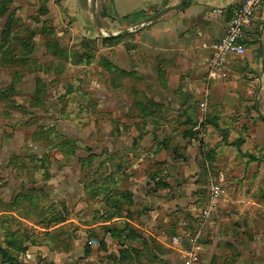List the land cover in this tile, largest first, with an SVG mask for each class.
Wrapping results in <instances>:
<instances>
[{
    "label": "rangeland",
    "instance_id": "rangeland-1",
    "mask_svg": "<svg viewBox=\"0 0 264 264\" xmlns=\"http://www.w3.org/2000/svg\"><path fill=\"white\" fill-rule=\"evenodd\" d=\"M46 8L43 0H0V245L11 236L26 244L19 254L11 247L18 256L15 264H25L26 251L43 246L52 254H67L79 245L94 258L85 260L86 256L80 264H133L153 253L166 254L168 246L159 241L150 245L127 224L120 228L97 226L99 231L85 228L87 235L77 231L85 224L107 219L116 203L121 204L118 216L129 215L132 193L128 178L133 176L135 163L143 159L137 171L147 177L149 191L162 184L166 187L172 163L187 162L195 154L198 161L215 158L201 146L206 125H218L221 131L225 127L208 116L199 117L201 105L187 119L167 117L173 107L159 81L168 79L169 72L160 73V77L152 68L134 69L131 60V68L122 65L121 50L132 55L136 43L130 37L139 29L116 35L114 40L107 39L114 35L104 28L98 39L71 40L58 35L52 20L45 18ZM109 22L104 21L106 28L118 27ZM261 27L255 32V44ZM48 28L53 29L52 37L45 34ZM119 45L121 49L116 48ZM255 115L260 119L258 112ZM188 146H193V153L187 154ZM236 155L231 150L228 157L239 159ZM198 169L195 215L183 225L189 230L183 236L189 238L201 232L200 219L206 201L211 200L210 188L221 184L218 168L209 171L199 163ZM242 171L240 167L235 176ZM225 178L230 189L234 188L232 174ZM254 186L253 182L244 183L237 189L248 191ZM263 186H256L258 197L264 195ZM61 191L68 193L66 199ZM78 193L74 205L73 196ZM258 217L254 223L259 234L264 232V217ZM106 227L115 231L125 228L126 239L118 256L105 254L110 234ZM172 237L168 234L170 246ZM207 237L203 228L199 238L206 241ZM115 238L119 240L120 235ZM90 240H96L97 245L91 246ZM252 257L264 262L262 253ZM34 261L56 264L44 253ZM66 261L59 263L73 264ZM0 264L10 263L0 254Z\"/></svg>",
    "mask_w": 264,
    "mask_h": 264
},
{
    "label": "crops",
    "instance_id": "crops-1",
    "mask_svg": "<svg viewBox=\"0 0 264 264\" xmlns=\"http://www.w3.org/2000/svg\"><path fill=\"white\" fill-rule=\"evenodd\" d=\"M43 1L48 9L45 18L52 20V25L58 28L56 31L59 36L65 34L71 40H94L104 34V29L118 33L155 11L179 5L182 0H96L98 21L93 15L92 0ZM241 1L187 0L182 7L170 9L145 24L134 37H130L136 43V49L132 55L121 50L124 54V67L131 68L129 64L132 61L136 70L152 68L155 73L159 71V76L160 73L163 75L165 71L169 72L168 79L159 81L166 87L169 104L173 107L167 117L187 119L193 116L194 109H199L205 103V108L201 109L198 116H208L217 121L221 128L225 127V130L207 124L201 146L215 158L212 161H198L200 159L195 154L187 162L178 160L172 163L166 179L169 185L166 187L149 191L147 177L137 171L142 168L140 164L143 159L135 163L132 166L133 176L128 178V189L132 193V203L127 209L129 215L99 219L88 226L85 224L77 231L78 234L87 235L88 230H96L101 225L120 228L119 225L127 224L129 229L145 237L150 245L159 241L170 250L163 255L153 253L146 259L142 257V261L133 264H186V259L176 251L172 243L171 246L168 243V234L174 236L176 231H181L179 234L183 235L189 231L183 225L195 215V196L200 186L198 164L202 163L209 171L212 167L220 170V186L224 193L213 199L211 204L206 201L205 210L209 211V215L203 228L208 231V237L204 242V253L196 264H264L252 257L256 253L264 254V232L256 233L254 223L261 218L258 215L264 217V195L258 197L256 194L257 184L264 183V120L255 115L258 112L257 104L264 114V70L259 56V41L254 43L257 28L264 25V5L255 13L241 40L245 54L227 57L226 77L209 80L207 74L213 47L223 36ZM104 21H110L112 27L113 24L118 27L108 29ZM262 41L264 49V32ZM119 47L121 49V45L116 48ZM223 119L229 120V125L220 122ZM192 150L193 146H188L187 154L193 153ZM231 150H235L239 159L231 160L228 157ZM240 167L243 171L235 176ZM244 168H247L246 174ZM260 170L262 172L259 176L257 173ZM226 174H232L234 188L231 186L230 189ZM252 182L255 186L247 188L248 191L237 189L244 183ZM61 192V197L66 199L68 193ZM79 196V193L73 196L74 205ZM108 200L112 207L113 199ZM114 229L111 231L110 228L106 238L109 250L105 254L115 253L118 256V248L122 247L126 238L123 234L119 240L115 238L117 234L114 232H117ZM79 239L75 240L77 244ZM37 249L56 264H60L61 260L80 264L86 258V253L79 245L67 254H52L43 246L26 251L25 264H33L36 257L41 255ZM216 251L218 254L214 260ZM87 257L85 260L94 259L92 256Z\"/></svg>",
    "mask_w": 264,
    "mask_h": 264
},
{
    "label": "built area",
    "instance_id": "built-area-1",
    "mask_svg": "<svg viewBox=\"0 0 264 264\" xmlns=\"http://www.w3.org/2000/svg\"><path fill=\"white\" fill-rule=\"evenodd\" d=\"M264 5V0H242L236 7L235 12L228 22L223 36L213 47V51L208 63V79L219 80L227 75L226 60L229 55H244L246 50L241 44L244 38L245 30L251 25L255 13ZM205 108V103L201 104ZM224 193L220 184L211 187V200L219 198ZM208 210L201 215L200 229L202 230L208 219ZM199 234L195 237H185L183 235H174L172 245L186 259V264H196L200 261L204 253V243L200 242ZM91 246H96V240H90Z\"/></svg>",
    "mask_w": 264,
    "mask_h": 264
},
{
    "label": "trees",
    "instance_id": "trees-1",
    "mask_svg": "<svg viewBox=\"0 0 264 264\" xmlns=\"http://www.w3.org/2000/svg\"><path fill=\"white\" fill-rule=\"evenodd\" d=\"M47 9V8H46ZM47 12H48V9L46 10V14H47ZM45 14V15H46ZM51 26L52 25H50V28H51ZM50 28H48L50 31H46L47 33H45L48 37H52L53 35H54V32H52V30L53 29H50ZM118 36H120V35H118ZM118 36H112V37H107V39H110V40H114V39H116V37H118ZM106 39V38H105ZM46 47V46H45ZM47 50H48V48L46 47V52H47ZM33 65H34V67H35V65H37V64H35V63H33ZM216 127H218V125H216ZM161 186H164V184H162ZM131 200V199H130ZM117 202V201H116ZM130 203H132V201H130ZM118 206H121V204H118V203H116L115 204V210L114 211H112L109 215H106L105 216V218H107V219H110L111 217H113V216H115V215H119V212H117L118 210ZM103 219H104V217H103ZM188 219H190V218H188ZM191 220V219H190ZM108 230L110 231V228H108ZM113 230V228H111V231ZM116 229H114V231H115ZM117 233H115L114 232V234H117V236L118 235H120L121 236V234H123L124 232H125V228H123L122 230H119V231H116ZM131 233V232H130ZM179 233H181V231H176V234L175 235H178ZM200 242H202V243H204L205 241H202V240H200ZM11 247H13V248H15L16 250H18L17 251V254H19V253H23L25 250H26V248H27V246H26V244H23V242L22 241H20L19 239H18V237H14V236H11V237H9L8 238V241H7V243L5 244V245H0V254H1V256L3 257V259L5 258V260L6 261H8L10 264H15V262L17 263V258H18V256L17 255H14L11 251H10V249H11ZM85 253H86V256H88L89 255V252L88 251H85ZM217 254H218V251H216V253H215V255H214V260L216 259V257L215 256H217ZM214 264V263H213Z\"/></svg>",
    "mask_w": 264,
    "mask_h": 264
},
{
    "label": "water",
    "instance_id": "water-1",
    "mask_svg": "<svg viewBox=\"0 0 264 264\" xmlns=\"http://www.w3.org/2000/svg\"><path fill=\"white\" fill-rule=\"evenodd\" d=\"M186 1L187 0H182L181 3L175 7L165 8V9H162L160 11H157L156 13L145 18L144 20H142L136 24H132L131 26L124 29L123 31H119L118 33H115V34L111 33L110 35L116 36V35H121V34H125L128 32L138 30V29L142 28L145 24L150 23V22L154 21L155 19L159 18L160 16H162L163 14L168 12L170 9H176V8L182 7L186 3ZM92 7H93L94 18L96 19V21H98L97 17H96V0H92ZM97 23L99 24V26H102L99 22H97ZM263 32H264V25L260 31V37H259V56H260V60H261L262 69L264 70V49H263V41H262ZM257 109H258L259 116L264 120V114L260 111L258 104H257Z\"/></svg>",
    "mask_w": 264,
    "mask_h": 264
}]
</instances>
